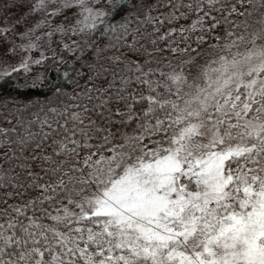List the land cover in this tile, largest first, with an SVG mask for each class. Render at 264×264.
Returning <instances> with one entry per match:
<instances>
[{
  "label": "snow or ice",
  "instance_id": "1",
  "mask_svg": "<svg viewBox=\"0 0 264 264\" xmlns=\"http://www.w3.org/2000/svg\"><path fill=\"white\" fill-rule=\"evenodd\" d=\"M246 6L250 0L168 5L170 21L197 17L192 51L224 25L229 43L220 51L246 41L244 61L260 62L245 72L237 70L241 61L234 55H222L211 69L214 78L204 72L203 84L196 77L189 84L182 70L148 67L137 54L135 62L113 58L123 67L111 69L103 91L85 89L69 97L73 104L40 109L31 119L25 118L28 105L12 112L8 101L17 98L0 95V108L9 109L4 122L13 125L11 132L0 127V264H264V16L251 31L247 24L242 33L232 31L230 18L248 16L240 11ZM150 7L146 0L32 5L48 16L75 9L66 32L86 37L83 43L96 45L94 53L118 45L135 51L141 25L164 22L146 15ZM193 28L170 30L186 45L175 42L171 53L189 51L183 34ZM35 47L29 42L18 66L0 70V89L20 91L19 82L8 78L30 71L28 53ZM9 52L16 54V47ZM60 63L67 65L62 78L80 75L71 61ZM37 79L52 94L62 93L63 85ZM23 86L38 84L29 77ZM30 161L46 167L35 172ZM20 189L36 195L21 202Z\"/></svg>",
  "mask_w": 264,
  "mask_h": 264
},
{
  "label": "trees",
  "instance_id": "2",
  "mask_svg": "<svg viewBox=\"0 0 264 264\" xmlns=\"http://www.w3.org/2000/svg\"><path fill=\"white\" fill-rule=\"evenodd\" d=\"M251 6H246L241 8L240 11L248 12L249 15L244 17L233 16L230 19L235 21L236 27L232 31L236 33H242L244 30L242 25H248V31L251 27L256 25V21L259 17L264 16V5H262L261 0H250ZM151 7L150 9H145L146 15L152 18H159L163 20V23H144L141 25V37L136 45L135 51L130 50L128 47L117 46L115 49L108 48L103 52H93L96 45L92 44L90 41L88 43H83L87 38L80 35H69L65 40L58 44L55 51L47 56L42 63L33 66L29 73L21 70L20 72L14 73L13 77L8 79H16L19 82L20 91L12 89L3 88L0 89V95L5 97H16V101L13 104L11 100L8 101L12 104L11 111L15 112L17 107L23 110L24 105H28V111L25 112V118L31 119L32 113L37 112L40 109H47L48 107H61L73 104V101L69 97L77 96L84 92L85 89L93 90V95H95L94 89H100L103 91L108 87L107 80L111 78V69H120L123 64H113V58L119 57L121 60L127 62H135L137 60V54L143 57L144 61H147L148 67L157 68L167 72L171 69L177 71L182 70L187 77L188 83L192 82L190 76V69L194 68L197 64L203 62V60L211 59L212 57L220 56L225 51H220L221 44H228L229 42L224 38V33L228 31V26L218 27L214 32H211L206 43H202L199 51H192L197 48L195 42L196 37L200 33V25L197 23V17L194 15H189L187 18L179 20H171L169 14L171 9L168 7L169 0H146ZM169 17V19H165ZM141 20L144 17L140 18ZM195 25L192 31L184 33V37L187 40V44L191 45L190 49L186 53H180L179 55L173 54L169 51L170 48H175L176 43L179 42V47L184 48L185 42L181 40V34L177 32L175 35H168L170 30L183 28H190ZM133 28L137 27V24L133 22ZM161 36H166V39H160ZM219 37V39H217ZM155 41V43H153ZM80 43V47L76 46V43ZM128 42H132V37H128ZM68 45L71 49L68 50L64 46ZM216 49V50H214ZM73 53H77L74 56ZM211 56V57H210ZM55 57V59H53ZM188 62H185V60ZM71 61V64L76 67L80 75L76 77L75 80L62 78V68L67 65L61 64L60 61ZM104 69H109L105 72ZM99 73V75H97ZM91 75V79H89ZM32 78L36 80L38 87L35 89H30L23 86V82L27 78ZM38 77H46L48 82L59 83L63 85L62 93L52 94L49 87H45L37 79ZM107 78V79H106ZM184 91H188L187 85H182ZM161 93L167 96L164 89H159ZM86 102V98H83ZM81 100H76L75 103H80ZM9 111L8 108H0V127L8 129L11 132L13 125L4 122V115ZM93 120L97 117L92 116ZM112 120L118 121L117 117H112ZM118 126V125H117ZM35 130V129H34ZM91 144H99V140L90 141ZM94 150V149H93ZM87 149L85 150V154ZM27 155V153H25ZM18 163V162H17ZM30 166L35 172H39L41 167H46L42 162L30 161ZM7 168V165H3ZM11 174V170L9 169ZM45 180L48 179L47 176L44 177ZM22 183H30V181H22ZM24 191V196H18L17 199L23 202L29 197H34L36 195L31 189H20ZM11 192V189H9ZM9 203H12L10 200Z\"/></svg>",
  "mask_w": 264,
  "mask_h": 264
},
{
  "label": "rangeland",
  "instance_id": "3",
  "mask_svg": "<svg viewBox=\"0 0 264 264\" xmlns=\"http://www.w3.org/2000/svg\"><path fill=\"white\" fill-rule=\"evenodd\" d=\"M36 0H0V70L12 66H18L25 53L23 46L29 42L36 45L28 53L30 57V70L37 65L32 61L41 59V56H49L58 47V44L65 40L71 33L66 32L67 25L74 17L75 9H69L63 15L48 16L47 13L39 9L33 10L32 5ZM67 17V19H65ZM57 25L64 29L57 30ZM257 25L251 27L253 30ZM48 33L52 35L49 36ZM16 47V54H11L9 49ZM239 49V52L237 51ZM222 55H234L238 61H241L236 68L240 72H245L251 65L260 61L253 58L251 62L244 61V55H247L246 41H237V44L229 45V51ZM220 55V56H222ZM220 56L203 60L190 70L191 78L196 77L202 84L207 79L203 73L207 72L209 77H215L216 73L212 68L219 67ZM211 57V56H210ZM30 71L26 72L29 73ZM189 91V89H187Z\"/></svg>",
  "mask_w": 264,
  "mask_h": 264
}]
</instances>
